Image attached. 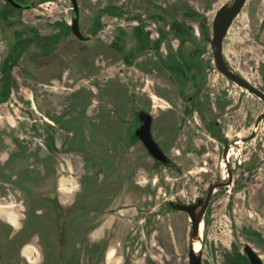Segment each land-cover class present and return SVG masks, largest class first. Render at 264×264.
<instances>
[{
	"label": "rangeland",
	"instance_id": "rangeland-1",
	"mask_svg": "<svg viewBox=\"0 0 264 264\" xmlns=\"http://www.w3.org/2000/svg\"><path fill=\"white\" fill-rule=\"evenodd\" d=\"M231 1L77 0L82 17L106 4H116L119 9L103 12L91 42L71 37L61 40L59 84L14 87V96L17 92L19 96H33L36 109L31 113L35 117L30 111L27 116L26 109L17 103H14L18 106L15 113L7 110L5 104L0 105V212H7V232L0 223V264H22L18 252H10L16 242H31L38 247L32 257L35 264H188L190 219L185 212L173 209L166 202H191L204 195L210 184L222 180V176L227 178L228 172L225 167H219L220 156L214 148L207 149L208 155H200L198 147L203 143L215 146L220 139L197 124H190L187 133L177 132L169 139L167 152L177 163L175 168L157 163L140 142L127 144L126 121L132 119L131 102L134 108L151 112L152 131L157 137L170 128L177 131L184 111L175 88L164 82L163 73L157 69L153 51L146 50L136 59L139 64H147L152 74L138 68L134 58L128 63L124 60L115 64L116 47L121 43L127 58L137 52L138 27L151 32L154 35L151 39L156 38V33L164 34L172 42L171 49L177 46V40L188 37L189 43L183 51L201 60L208 95L216 98L220 106L229 105L228 109L222 108L226 114L220 117L221 129L234 140L237 133L243 138L255 131L252 138L232 147L239 152L230 157L233 184L218 188L213 195L205 216L201 264H241L239 254L244 242L260 248L261 242L249 231L251 228L264 230V163L256 176L249 178V174H242L238 161L246 162V168H250L264 156V118L255 125L257 116L264 112V100L216 70L209 42L216 10ZM263 2L253 3L247 18L245 1L222 47L231 68L264 92ZM71 7L70 0H45L43 5L36 4L25 13L43 16L38 22L45 29L49 19L60 25L69 23ZM145 26L152 28L147 30ZM99 52L108 58L107 70L100 77L112 98L107 103V131H99L102 125L95 121L86 125L77 119L72 121L67 115L75 105V111L88 116V110L96 103L95 87L74 69L79 62L84 71L87 58L96 59ZM199 65L192 66L197 69ZM92 74L91 78H97L94 69ZM73 94L79 97L75 103L71 99ZM22 105L28 104L22 102ZM110 105L124 118H117ZM8 116L13 117V125ZM42 116L55 123L53 151L41 145V135L24 130L31 125L42 129L45 126L39 120ZM89 126L92 131H88ZM46 138L47 134L44 141ZM47 195L57 197L60 211L45 202ZM74 197L76 202L87 203V207L75 215L76 226L71 225L72 217H68ZM30 212L36 221L31 220L20 230ZM50 217L58 223H66L63 231H57L59 236L63 235L60 246ZM0 218L3 220V215ZM110 248L115 256L108 261L106 252ZM60 253L63 256L59 259Z\"/></svg>",
	"mask_w": 264,
	"mask_h": 264
},
{
	"label": "flooded vegetation",
	"instance_id": "flooded-vegetation-1",
	"mask_svg": "<svg viewBox=\"0 0 264 264\" xmlns=\"http://www.w3.org/2000/svg\"><path fill=\"white\" fill-rule=\"evenodd\" d=\"M256 1L257 0H246L247 18H249L250 16L252 4ZM44 2L45 0H13V2H9L7 0H0V105L5 104L7 110L12 111L13 113H15V107L20 106L23 109H26L25 114H27V116H29L30 111V115L34 117L36 115L34 113H31V110L36 109V105L34 103V100L32 99L33 96L29 97L28 95L23 94H20L21 96H19L20 92H17L18 95L14 96V87H22L23 85L27 84H32L33 86H53L55 84H59L61 80L59 79L60 74L58 67L60 64V58L58 56V52L61 48V40L65 37H71L82 42H91L93 39V33L98 30L99 20L103 12L107 10L117 11L119 9L116 4H106L114 6H109L105 11L99 13V9L103 7L101 6L92 14H86L82 17L81 10L78 5L79 31L85 38H87L79 39L72 33V30L70 28L71 20L67 24L60 25L58 21L49 19V23L45 26L46 28L43 29L44 25L39 24L38 22V18H44L43 16H27V14L25 13L26 11L33 9L36 4L41 6ZM241 13L242 11L239 13V15ZM72 17L73 10L71 11V19ZM26 18H35V20H27ZM144 28L149 30L152 27L145 26ZM230 29L231 27L229 28V30ZM136 32H138L136 35L137 37L135 38L137 41L136 46L138 47V49L136 50L137 52L132 54L130 58H127L126 51H124V45L121 43L116 47L117 58L115 64H118V62L123 63L124 60L128 63L134 58L133 61L135 60L134 63L138 68L144 70L147 74H152L153 70L147 64H143V62L139 64L136 62V59L141 58L146 50L153 51L157 65L159 67H162L164 70L163 75L165 82H168L175 88L177 95L183 102L184 111L182 114V123H180L181 127L178 128L177 131H174L172 128H170L168 130L169 132H166V134L160 133L157 137L153 134L152 131L153 116L151 112L145 108H134L135 104L134 102H131L130 106L133 109L132 119H128L126 121V127L129 131L127 134L129 140L127 144H129L130 142L132 145L135 142H140L138 137L135 135L134 131L140 125L138 113L141 110H145L151 114L152 136L158 144L159 142L162 143L163 146L161 147L160 144L159 146L163 149V151L172 161L170 164L164 165L166 167L175 168L177 166L175 160L167 152V149L169 147V139L173 138L177 134V132H182V134L185 132L187 133L186 128H189L190 124H197L203 130L211 131L220 139L216 142L215 146H208V144L203 143L200 147L197 148L198 151H200V155H208L207 149L209 147H212L217 150L218 157L220 156V161L218 162V165L220 168L225 167L228 172L227 178L226 176H222V180H217V182L212 183H221V185L215 187L212 190L209 202L203 213V219L200 224V228L202 227L201 232L203 236V229L206 225L205 216L208 212L214 193L217 191L218 188L222 186L233 184V173L231 171L232 166L230 161V157L233 155H231L229 151L233 147V145H238L240 143L238 141H240L242 135L240 133H237L235 136L237 139H235V141L233 138H230L229 134L224 133V131L221 129L220 117L226 114L223 109H228L229 105L220 106L216 98H210V96L208 95L207 90H205V86L207 85L206 74L204 72V66L201 60H199L198 57L194 56L192 53H187L186 51H183V48L189 43L188 37L177 40V46H174V48L171 49V46L169 45H171L172 42L168 41L165 38L164 34L156 33V38L151 39L154 36L153 34H151V32L142 31L140 27L137 28ZM245 37L248 40L247 35ZM243 42H245V40H243ZM143 48L147 49L142 50ZM241 52H244V49L241 50ZM107 61L108 58L105 59L102 53L99 52V56L96 59H93L92 56L87 58L89 66L87 65V68L84 71L81 69V64L79 62L76 63V67L78 69H76L75 67V73L78 70L79 75H84V81L92 83V86L95 87L97 92L95 96L96 103H94V105L91 106L90 110H88V116H83L81 114V111H75V105H73V110H69V113L67 114L69 118L72 119V121L77 119V122L86 123V125H91L92 121H95V124H101L103 127L99 125V131H107L106 121L108 118L107 115L109 113V111L107 110V103L109 99H112L108 96V86L106 85V83L100 80V77L103 76V72L107 70ZM194 63H200L197 69L193 68L192 65ZM93 69L95 70V75L97 76V78H91L93 75ZM73 72L74 71H72L71 73ZM73 81H71V84ZM62 82L64 81L62 80ZM151 97L157 98L155 95H151ZM25 98H28L30 100L27 101L25 100ZM71 99L72 102L75 103V101L79 99V97L73 94L71 96ZM22 102L23 104L25 102L28 105L23 106ZM14 103H17L18 106H15ZM97 103H100L99 106L97 105ZM110 108L112 109L111 112L115 114L117 118H124V116L116 107L110 105ZM35 112H38V110H35ZM38 114L43 115L41 112H38ZM42 117V119H39L40 122L45 125L42 129H38L37 126L31 125L29 128L25 127L24 130L36 135H41L40 138H42L43 140V143H41V145L45 146L47 150L53 151L55 150L56 146L53 136V126H55V123L53 120L49 119L46 116ZM7 118L10 124L13 125V117L8 116ZM33 121H36V119H33ZM95 127L97 128V126ZM87 129L88 131H92V127L90 126ZM46 134L47 138L44 141V136H46ZM203 134L209 136L204 132ZM133 135L137 138L134 141H132ZM25 136L27 137V135ZM226 144L227 152L224 156L223 149ZM236 154H239L237 150L234 155ZM22 160L24 159L22 158ZM261 160H257L256 162L258 163L250 168H246L248 166L246 162L242 163V161L239 160L238 165H240L239 167L243 171L242 174H249V178L256 176L258 171L261 170L262 164L264 163V156L261 157ZM50 177L53 178V176ZM209 186L206 188L204 195L197 197L191 202L184 203H195L198 199H201L200 204L195 208V211H198L204 203V199L207 195ZM56 198L57 197L55 195L53 197L47 195L46 198L44 197V200L45 202L49 203L53 209H57L60 211V204ZM168 201L169 200H167L166 204L169 206ZM86 204L87 203L85 201L83 203H81V201L76 202V197H74L73 201L71 202V205L69 206L68 212V217H72V226L77 225H75V215L80 210L83 211L84 208L87 207ZM61 215L65 216V213H61ZM8 219L9 223L11 225H14V221L11 218ZM31 220L36 221V218L32 217L30 212L26 215L25 221L20 225V230L24 228L26 224L31 223ZM51 221L54 230V237L56 239V242L60 246L61 242L63 241V235L59 236L57 231L59 229L63 231L64 226H66V223H58L57 220H55L54 218H51ZM83 227L86 229L85 223L83 224ZM5 228L6 229L4 232H7L6 224ZM251 229L252 230L249 231V234H255V240L257 242H261L260 248L254 247L253 243L251 242H244V244L242 245L241 254H239L242 258L241 264H251L248 255L244 250L245 244H248L259 255L264 264V230H262L261 228ZM26 243L31 242H16V245L10 248V250H12L9 251L14 252L17 249L23 247ZM26 249L27 247L23 249V252H25ZM58 251L59 249L57 250V253ZM62 256L63 255H61L60 253L59 259L62 258ZM114 256V250L112 248L108 249L106 252V260L110 261L114 258ZM20 258H22V264L37 263L34 262L35 260H32L31 257L27 258L22 256Z\"/></svg>",
	"mask_w": 264,
	"mask_h": 264
},
{
	"label": "water",
	"instance_id": "water-1",
	"mask_svg": "<svg viewBox=\"0 0 264 264\" xmlns=\"http://www.w3.org/2000/svg\"><path fill=\"white\" fill-rule=\"evenodd\" d=\"M9 2H13V0H7ZM246 0H232L229 3L222 4L215 12V15L212 20V35L209 39L213 60L215 63L216 70L222 74L225 78L229 79L231 82L236 83L240 87L254 93L256 96L264 100V92L255 87L249 80L244 78L241 74L236 72L231 68L229 63L227 62L225 55L223 53V39L232 23L234 18L238 15L241 8L243 7ZM73 17L71 19L70 28L74 36L79 39H87L85 38L79 31L78 20V4L76 0H71ZM109 6L114 5H106L99 9V13L105 11ZM138 117L140 119V125L135 129L134 133L138 137L141 144L146 149L147 153L157 162L163 165H168L172 161L167 156V154L163 151V149L159 146L157 141L153 138L151 133V122L152 116L149 112L145 110H141L138 113ZM264 118V112L260 113L255 121V125L257 126L259 122ZM255 135V131L251 133L249 137L240 138V141H244L252 138ZM236 141V140H235ZM234 141V142H235ZM227 152V144L223 149V155ZM221 185L211 184L208 188L207 195L204 199V203L198 211H195V208L200 204L201 199H198L195 203H184V202H175L172 200L168 201L170 207L175 210L185 212L190 219V233H189V246H188V264H201V248L199 251H194L193 243L195 240H199L202 247V239L203 236L200 237V224L203 219V213L205 208L209 202L210 195L212 190ZM244 250L248 255L249 261L251 264H263L259 255L248 245H244Z\"/></svg>",
	"mask_w": 264,
	"mask_h": 264
},
{
	"label": "crops",
	"instance_id": "crops-1",
	"mask_svg": "<svg viewBox=\"0 0 264 264\" xmlns=\"http://www.w3.org/2000/svg\"><path fill=\"white\" fill-rule=\"evenodd\" d=\"M155 64H157V62H155ZM157 69H160L162 73L164 72L163 68L162 67H159L158 65H157ZM262 168H263V166H261V169ZM1 215H3L4 218H3V220H2V218H0V223L1 224H4V225L5 224L7 225V212H0V216ZM26 247H27L26 251L23 252V249L26 248ZM16 251L18 252V254H19L20 257L24 256V257H27V258L28 257L29 258L30 257L32 258L35 255L36 251H37V246L35 244H33V243H26L23 247L17 249Z\"/></svg>",
	"mask_w": 264,
	"mask_h": 264
},
{
	"label": "bare ground",
	"instance_id": "bare-ground-1",
	"mask_svg": "<svg viewBox=\"0 0 264 264\" xmlns=\"http://www.w3.org/2000/svg\"><path fill=\"white\" fill-rule=\"evenodd\" d=\"M238 142H240V141H238ZM232 149H233V148H231L230 151H229L230 154L235 153V151H233ZM200 233H201V228H200ZM199 236H201V235L199 234ZM200 246H201L200 241H199V240H195L194 243H193L194 251H199V250H200V249H199Z\"/></svg>",
	"mask_w": 264,
	"mask_h": 264
},
{
	"label": "trees",
	"instance_id": "trees-1",
	"mask_svg": "<svg viewBox=\"0 0 264 264\" xmlns=\"http://www.w3.org/2000/svg\"><path fill=\"white\" fill-rule=\"evenodd\" d=\"M135 139H137V138H136V136L133 135V140L132 141H134Z\"/></svg>",
	"mask_w": 264,
	"mask_h": 264
}]
</instances>
